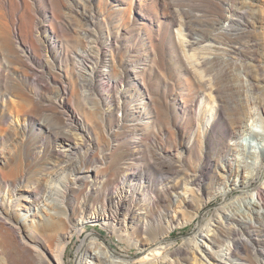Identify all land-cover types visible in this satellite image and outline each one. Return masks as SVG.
Wrapping results in <instances>:
<instances>
[{"label": "rangeland", "instance_id": "obj_1", "mask_svg": "<svg viewBox=\"0 0 264 264\" xmlns=\"http://www.w3.org/2000/svg\"><path fill=\"white\" fill-rule=\"evenodd\" d=\"M205 60L214 66L210 73L201 68ZM263 72L264 0H0V168L17 165L24 178L15 197L18 217L31 228L37 205L59 203V194L48 189L63 186L62 177L50 181L55 167L88 169L102 162L99 157L119 164L131 149L136 164L157 178L163 173L153 164L157 153L170 151L174 165L183 164L188 173L197 170L208 146L213 172L229 141L216 115L213 89L236 90L258 122L254 132L264 136V116L255 106L264 95L248 77L264 80ZM201 80L207 81L206 90L200 88ZM104 83L111 86L107 93ZM64 90L63 101L77 114L80 130L75 123L65 128L59 106ZM102 95L112 107L102 105ZM100 110L112 114L107 124L101 122ZM119 121L136 127V147L115 146L128 140ZM105 125L118 135L110 138ZM53 131L68 133L78 148H60ZM95 136L100 142L97 159L88 151ZM61 151L66 157L59 156ZM259 162L255 160L257 166ZM255 184L264 187V173ZM247 190L257 203L253 189ZM241 192L228 199L240 200L239 213L247 210L243 201L249 203L240 199ZM225 201L212 199L204 217L208 220ZM199 226L198 218L176 228L163 253L184 246ZM262 227L252 240L264 252V222ZM87 237L111 245L130 262L140 263L143 257L101 225L89 224L68 246L67 264H77L76 252ZM228 249L224 243L219 251ZM239 250L243 261L233 257L226 264H256L257 253L243 245ZM201 262L190 255L181 264Z\"/></svg>", "mask_w": 264, "mask_h": 264}, {"label": "bare ground", "instance_id": "obj_2", "mask_svg": "<svg viewBox=\"0 0 264 264\" xmlns=\"http://www.w3.org/2000/svg\"><path fill=\"white\" fill-rule=\"evenodd\" d=\"M209 62L205 60L201 64L206 73H210L214 67ZM252 76L248 75L254 90L264 95L263 78L257 80ZM206 83L201 80L200 88L206 90ZM110 88L109 83L102 85L104 93L109 92ZM213 90L217 96L216 115L224 124L229 140L223 144L220 162L213 172L209 157L211 150L206 146L205 154L194 172L187 173L183 164L174 165L169 158L171 152L165 149L162 154L157 153V159L153 161L154 167L163 173H158L157 178L153 174L147 175L142 164H136L131 154V147H136L140 140L136 127L120 125L119 121L118 129H127L125 133L128 140L131 139L118 144L113 140L116 147L130 146L131 150L124 152L121 163L113 165L99 157L102 162L88 169L79 166L55 167L50 181L62 177L63 186L61 190L56 186L48 189L59 194V203L37 205L30 221L34 226L27 228L18 217V200L15 198L24 187V178L20 179L17 165L1 167L0 264H67L68 246L89 224L101 225L120 243L142 251L143 257L140 263L130 262L119 256L111 245L104 246L96 238L87 237L76 252L77 264H181L182 261H189L190 255L203 264H226L233 257L243 261L240 245L253 254L257 253L256 264H264V252L258 251L252 240L255 233L262 232L264 222V187L255 184L264 173V136L254 132L258 122L236 90L222 92L220 87ZM62 95L59 106L66 118L65 128L73 127L71 123H75V128L80 130L81 122L77 114L63 101L67 92L64 90ZM99 100L102 105L112 107L107 96L102 95ZM255 106L264 116V96L263 101ZM100 111L101 122L107 124L112 114ZM105 127L110 138L118 135L107 125ZM53 134L60 148L68 147L71 151L78 148L65 131H53ZM81 134L86 138L84 130ZM95 139L96 143L88 151L97 159L100 142L98 136ZM59 156L66 157V154L61 151ZM257 159H260L258 166L255 163ZM250 187L257 203L252 202L253 197L247 190ZM240 190V199H249V203L243 201L248 213L245 210L239 213L240 200L238 203L228 202L230 195ZM216 197H225L226 201L207 220L203 210ZM198 218L200 226L195 236L187 240L184 246L163 253V249L169 246H163L167 237L176 228ZM224 243H229L226 253L219 251Z\"/></svg>", "mask_w": 264, "mask_h": 264}]
</instances>
